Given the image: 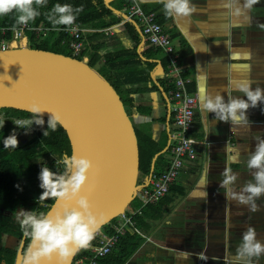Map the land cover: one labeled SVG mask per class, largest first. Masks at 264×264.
I'll return each instance as SVG.
<instances>
[{
  "label": "crops",
  "instance_id": "1",
  "mask_svg": "<svg viewBox=\"0 0 264 264\" xmlns=\"http://www.w3.org/2000/svg\"><path fill=\"white\" fill-rule=\"evenodd\" d=\"M129 1L130 6L122 11L118 9V3L114 6L116 0H105L119 21L111 29L72 28L86 31L84 43L88 35L104 33L110 50L114 51L131 47L125 30L129 22L143 40L142 51H146L150 46L143 39L145 24L140 18L129 19V8L133 3ZM137 1L146 15L154 13L156 22L167 29L176 46L183 73L192 79L189 90L198 94L199 106L190 136L203 145L197 149L196 160L185 165L164 201L144 209L140 216L143 223L140 234L144 242L125 264H240L236 249L247 227H254L258 239L264 242V196L256 201L258 210L253 212L249 206L226 198L225 189L219 185L226 167L237 174L232 186L235 191L239 192L249 181L254 182V170L247 167V162L250 152L255 150L256 138H264V102L248 110V125L232 126L230 122L214 121V113L204 112L200 97L215 92L224 95L225 100L228 96L244 97V93L235 87L238 80H251L253 88L264 89V27H261L264 25V0L245 13L247 19L242 16L239 22L223 6L222 0H193L198 12L184 19L167 17L159 0ZM17 49H28V41L19 43ZM236 53L239 55L235 56ZM182 54L189 55L181 59ZM88 61L84 59L85 63ZM146 61L154 64L150 91L133 95L130 107L140 127V130L135 129L157 148L153 166L154 173L159 175L167 169L172 157L170 92L173 88L165 76L169 63L166 54L162 50L159 54H148ZM226 144L237 152H228ZM231 155H236L237 159L229 160ZM205 175L207 186L197 189ZM194 190L206 191L207 195L193 196ZM181 253H186L189 258L178 259ZM253 264H264V255L258 262L254 258Z\"/></svg>",
  "mask_w": 264,
  "mask_h": 264
},
{
  "label": "clouds",
  "instance_id": "2",
  "mask_svg": "<svg viewBox=\"0 0 264 264\" xmlns=\"http://www.w3.org/2000/svg\"><path fill=\"white\" fill-rule=\"evenodd\" d=\"M163 5L164 13L169 18H190L198 12L197 4L193 0H159ZM260 0H222L223 6L234 15L237 22L243 16L247 19L246 12L250 11ZM47 0H0V16H7L15 12L16 25H27L39 15V7H44ZM83 7L74 8L71 4H55L48 14V20L53 27L64 25L72 26ZM264 27V25H261ZM236 53L235 56H238ZM251 80H238L235 82L237 90L244 93V97L228 96L225 100L220 92L206 93L200 97V106L206 113H214V121L230 122L232 126L248 125V110L258 107L264 102V89L252 87ZM27 111L32 115L30 118L16 119L13 123L28 134L32 126H43L45 121L43 113L48 111L39 102L29 105ZM50 112V111H49ZM48 120V130H56L61 123V116L51 112ZM5 121L0 119V127H4ZM48 130L44 136L48 135ZM255 150L250 152L247 167L254 170L252 173L254 182L249 181L237 192L232 187L237 174L231 168L226 167L221 173L223 179L220 188L225 189V197L237 201L241 205L250 207L255 212L258 210L256 201L264 196V138H256ZM5 149H16L19 145L18 133L15 129L3 140ZM228 152L236 153L237 149L226 144ZM236 160V155L228 157ZM63 166V171H53L48 166H43L39 173V187L43 190L37 203L43 206L44 201L51 199L61 203V210L55 215L51 211L24 210L21 209L16 215L17 222L24 237L29 239V244L24 252L23 264H42L44 260L51 261L57 257L61 264H70L71 258L81 249H87L96 237L101 218L93 211V205L84 189L89 180V172L93 168V162L82 156L63 155L56 160V165ZM207 186L206 175L202 177L197 189ZM193 196H206V191L194 190ZM74 202V203H73ZM264 255V242L258 239L254 227L249 226L242 234V242L236 249V259L240 264H253L258 262ZM186 253H181L178 259L187 260Z\"/></svg>",
  "mask_w": 264,
  "mask_h": 264
},
{
  "label": "trees",
  "instance_id": "3",
  "mask_svg": "<svg viewBox=\"0 0 264 264\" xmlns=\"http://www.w3.org/2000/svg\"><path fill=\"white\" fill-rule=\"evenodd\" d=\"M71 4L74 8L83 7V11L77 16L76 22L72 26L59 25L53 27L48 20V14L55 4ZM125 11L130 6L129 0H116L114 6ZM40 15L28 24L34 28H43L48 31L42 37H36L34 33L28 34V49L40 50L44 52L54 53L71 57L75 59L71 49L73 43L69 31L72 27L108 30L119 24L115 13L110 10L105 0H47L44 7L38 8ZM16 13L13 12L7 16H0V28L9 30L10 28H18L16 25ZM10 19H13L11 22ZM127 37L131 47L120 48L111 51L109 48L108 37L104 33L88 35L85 40V48L83 54L77 58L80 62L87 58L88 66L95 68L108 82L115 88L120 95L125 107L126 102L133 104V95L138 93H147L149 84H152L151 70L154 64L146 61L148 54H159L160 49L149 47L146 51H142V38L139 37L137 29L128 23L125 25ZM53 38L55 41V49H51L50 45L42 46L40 43L47 38ZM7 40H12L11 32H8ZM66 46V47H65ZM61 49H66L70 54H63ZM163 52V51H162ZM189 54H182L181 59ZM183 56V57H182ZM99 65L100 70L96 68ZM189 77V75L184 74ZM173 88V86H172ZM126 94V101L122 97ZM4 109L0 119L5 121L4 127H0V264H22L24 252L28 247L29 239L24 237L20 225L17 222L16 215L19 210H36L51 211L56 202L51 199L44 201L43 206L37 203L42 189L39 187V173L43 166H48L53 171H63V166L56 165L63 155H72L73 147L69 135L58 124L55 131L48 130V120L43 118L45 124L41 126L33 125L29 132L32 138L22 147L16 149H5L3 140L11 134L13 129L18 133V137L25 132L13 122L16 119L30 118L31 113L26 110L13 109L10 107ZM127 109V108H126ZM48 130V135L44 136V132ZM140 148H141V175L149 178L155 172L153 166L157 155L156 147L153 143L145 141L141 134L137 131ZM156 148V149H155ZM144 184V183H143ZM161 214L160 216H163ZM141 217L135 219V226H127L126 233L121 237L117 246L105 258L99 260V264H125L127 260L137 252L144 238L140 234L143 229ZM113 220L111 222L115 223ZM111 224L103 226L100 232L110 235L112 234ZM6 240H12L19 243V248L12 249L6 245ZM97 235L90 246L96 244ZM86 252L81 250L80 254ZM87 253V252H86Z\"/></svg>",
  "mask_w": 264,
  "mask_h": 264
},
{
  "label": "water",
  "instance_id": "4",
  "mask_svg": "<svg viewBox=\"0 0 264 264\" xmlns=\"http://www.w3.org/2000/svg\"><path fill=\"white\" fill-rule=\"evenodd\" d=\"M33 102L48 110L43 118L49 119L51 112L60 114L59 124L69 135L73 154L78 151L93 162L83 194L101 218L97 235L126 214L140 188L137 129L115 88L87 63L40 50L0 51V109L27 111L19 106ZM42 264L61 262L54 257Z\"/></svg>",
  "mask_w": 264,
  "mask_h": 264
},
{
  "label": "built area",
  "instance_id": "5",
  "mask_svg": "<svg viewBox=\"0 0 264 264\" xmlns=\"http://www.w3.org/2000/svg\"><path fill=\"white\" fill-rule=\"evenodd\" d=\"M132 2L129 8V19L140 18L145 24L143 31L144 43L150 47L162 50L169 59L165 76L167 80L172 82L173 86L170 92V113L173 120V128L170 131V151L172 157L169 166L164 172L159 175L152 173L148 182L138 189L135 199H139L142 202V207L140 209H133L130 205L125 215L119 217L115 223H110L113 231L112 234L107 235L99 231L97 233L96 244L84 249L87 253L80 254V251L72 264H99L100 259L109 255L117 246L121 237L125 235L126 227L135 226L137 224L135 219L143 216L145 208L161 204L164 201V198L170 193L172 186L179 180L185 165L196 160L197 149L203 145L202 142L190 136L199 106V97L196 92L189 90L192 79L184 76L183 66L176 52V46L167 29L156 22L154 13L146 15L137 0H132ZM8 32H11L13 36L10 42L4 39ZM31 33H34L36 37H42L48 31L43 28L31 27L28 24L21 25L13 30H1L0 50L17 49L19 43L28 41L27 35ZM85 33L86 31L78 28H72L69 31L73 41L71 48L75 57H80L84 52L85 43L83 35Z\"/></svg>",
  "mask_w": 264,
  "mask_h": 264
},
{
  "label": "rangeland",
  "instance_id": "6",
  "mask_svg": "<svg viewBox=\"0 0 264 264\" xmlns=\"http://www.w3.org/2000/svg\"><path fill=\"white\" fill-rule=\"evenodd\" d=\"M42 46H44V45H50V47H51V49H55V46L54 45H56L55 44V41H54V39L53 38H47L45 41H43L42 43H40ZM0 49H1V47H0ZM60 52H62L63 54H70V55H72L70 52H68L66 49H61L60 50ZM84 61V60H83ZM96 68L98 69V70H100L101 69V67L99 66V65H97L96 66ZM122 97L125 99V101H126V99H127V97H126V94H123L122 95ZM126 108H127V111H128V114H129V116H130V118H131V121L133 122V125L135 126V128H137L138 130H140V127L138 126V123H137V119H134L135 118V116H134V114H133V109L130 107V105H129V101L128 102H126ZM3 111H4V109H0V117L3 115L2 113H3ZM139 132V131H138ZM32 138V135H31V133H28V134H25V132L24 133H22L19 137H18V140H19V145H18V147L17 148H20V147H22V146H24L30 139ZM12 149V148H11ZM14 150V149H13ZM145 181H146V179H145V177H143V175H141V177H140V179H139V185L140 186H142L141 184H143V183H145ZM142 202L139 200V199H135L132 203H131V207L133 208V209H140L141 207H142ZM141 206V207H140ZM55 213L57 212V211H59V210H61V208H62V204L61 203H56L55 204ZM128 212H129V210H128ZM54 213V214H55ZM6 245L8 246V247H11L12 249H16V248H19L20 246H19V243H17V242H15V241H12V240H6ZM24 259V258H23ZM23 262V261H22Z\"/></svg>",
  "mask_w": 264,
  "mask_h": 264
},
{
  "label": "bare ground",
  "instance_id": "7",
  "mask_svg": "<svg viewBox=\"0 0 264 264\" xmlns=\"http://www.w3.org/2000/svg\"><path fill=\"white\" fill-rule=\"evenodd\" d=\"M29 105H30V104L20 105L19 108H22V109H28ZM76 155H77V156H80V155L78 154V151H77V154H76ZM54 213H55V207L53 208V212H52V214L55 215Z\"/></svg>",
  "mask_w": 264,
  "mask_h": 264
}]
</instances>
